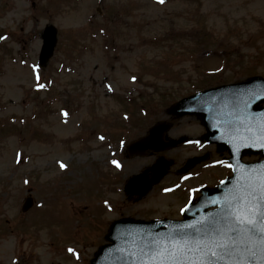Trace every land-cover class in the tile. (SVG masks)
<instances>
[{"label": "rangeland", "instance_id": "374dc122", "mask_svg": "<svg viewBox=\"0 0 264 264\" xmlns=\"http://www.w3.org/2000/svg\"><path fill=\"white\" fill-rule=\"evenodd\" d=\"M48 25L58 42L41 67ZM250 74L264 76V0H0V264H90L114 220L175 214L187 192L125 197L157 158L128 144L175 101ZM173 122L172 137L202 132L195 116ZM198 152H166L162 185ZM207 172L186 184L224 174Z\"/></svg>", "mask_w": 264, "mask_h": 264}, {"label": "water", "instance_id": "95a60500", "mask_svg": "<svg viewBox=\"0 0 264 264\" xmlns=\"http://www.w3.org/2000/svg\"><path fill=\"white\" fill-rule=\"evenodd\" d=\"M41 64L53 54L57 30L43 34ZM264 78L223 85L182 99L167 112L177 117L196 114L208 130L205 135L218 149L233 155L234 176L220 187L206 189L199 203L191 205L181 223L116 220L107 235L112 241L99 249L91 264H264V160L244 163L246 153L264 156ZM170 125L159 123L147 136L129 146L131 155L152 149L177 147L186 138L165 142ZM206 157L189 160L187 167ZM169 162L161 157L143 173L133 176L128 191L145 195L166 173ZM153 177L149 179L148 173ZM28 198L24 210L32 206ZM209 210L208 208L216 207ZM175 244L169 252L156 253L161 245ZM176 253L178 260L167 259Z\"/></svg>", "mask_w": 264, "mask_h": 264}]
</instances>
